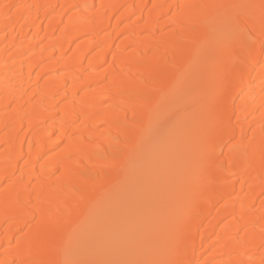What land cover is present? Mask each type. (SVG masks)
Returning a JSON list of instances; mask_svg holds the SVG:
<instances>
[{
    "label": "bare ground",
    "instance_id": "6f19581e",
    "mask_svg": "<svg viewBox=\"0 0 264 264\" xmlns=\"http://www.w3.org/2000/svg\"><path fill=\"white\" fill-rule=\"evenodd\" d=\"M260 3L0 0V264L98 259L155 221L142 258L264 264ZM212 4L257 7H199ZM192 19L208 23L193 33ZM240 46L258 55L225 89L209 49ZM221 110L226 131L206 138ZM206 144L213 181L192 210Z\"/></svg>",
    "mask_w": 264,
    "mask_h": 264
},
{
    "label": "snow or ice",
    "instance_id": "6c2138e0",
    "mask_svg": "<svg viewBox=\"0 0 264 264\" xmlns=\"http://www.w3.org/2000/svg\"><path fill=\"white\" fill-rule=\"evenodd\" d=\"M205 9H214L217 14L227 9L235 8H255L256 5H228V4H212V5H201L199 6ZM260 34L264 36V0H261L260 5ZM242 15L244 20L242 21ZM231 26L235 31H247L245 24L251 25L252 18L246 14L235 13L231 16ZM207 20L192 19L188 21V30L196 33L200 27L207 25ZM209 34V39H211ZM264 51V49H262ZM221 50L216 47L209 49V60L211 66L215 71L217 78L220 80L223 87L226 89L230 80L243 79L246 72L249 70L253 61L256 60L258 55L257 50L252 46H240L239 50L236 47H228L223 49L224 54L227 56V60H224L220 56ZM261 71L264 72V65L261 67ZM213 110H218L216 105H212ZM230 117L227 116L225 111L221 110L220 119L216 125L211 129H206L204 135L206 138H210L213 133H221L226 131L228 121ZM241 145L237 143L230 147V152L235 150L239 151ZM114 161H111L105 165V167H113ZM231 164V161H230ZM213 167V153L210 144H206L200 153L198 161V171L201 178L199 185V191L197 197H194L191 203V209H195L196 199L199 196H203L213 181L212 176ZM184 235L180 234L177 236V246L179 247L184 242ZM142 248L135 242H127L109 247L104 251L101 258L93 260L83 261H70L65 260L63 264H183L180 260H156V259H145L141 257Z\"/></svg>",
    "mask_w": 264,
    "mask_h": 264
},
{
    "label": "rangeland",
    "instance_id": "374dc122",
    "mask_svg": "<svg viewBox=\"0 0 264 264\" xmlns=\"http://www.w3.org/2000/svg\"><path fill=\"white\" fill-rule=\"evenodd\" d=\"M181 180L182 179L175 177L170 182H167L166 183V182L163 181L161 183V187H165L166 190L165 191H162V192H156L155 195H157V196H163V197H161L160 201H157L156 202V204L160 202L163 205V204H165V202H167V200L170 201L173 197H176V195H178L179 190H180ZM119 210L121 211L122 209L119 208ZM120 211L114 212L113 213V218H116V216L121 215V214L124 215V213L123 212H120ZM125 217H127V215ZM154 223L147 225L146 228H144V230L142 232H140V233H138V232L128 233L127 236H126V238H125V240H124V243H127V242H135V243L138 244V241H140V242L141 241H144L147 238V234L153 229ZM127 224H129V223H127ZM111 246H112V244L110 243V245H108L107 249L109 247H111ZM143 258H145V257H143Z\"/></svg>",
    "mask_w": 264,
    "mask_h": 264
}]
</instances>
